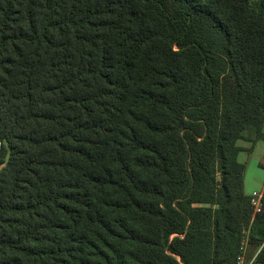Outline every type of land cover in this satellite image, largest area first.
Listing matches in <instances>:
<instances>
[{"label":"trees","instance_id":"16d2710c","mask_svg":"<svg viewBox=\"0 0 264 264\" xmlns=\"http://www.w3.org/2000/svg\"><path fill=\"white\" fill-rule=\"evenodd\" d=\"M263 125L264 0H0V264H236Z\"/></svg>","mask_w":264,"mask_h":264},{"label":"crops","instance_id":"0c3cea01","mask_svg":"<svg viewBox=\"0 0 264 264\" xmlns=\"http://www.w3.org/2000/svg\"><path fill=\"white\" fill-rule=\"evenodd\" d=\"M261 133V139H256L252 134L245 133L244 138L237 142V147L240 148L238 161L244 166L243 191L247 197L254 192H260L264 184L263 182L261 184L251 183L247 173L248 159L252 164L258 163L264 169V125ZM241 156H244L243 160H241Z\"/></svg>","mask_w":264,"mask_h":264},{"label":"built area","instance_id":"2783aa9c","mask_svg":"<svg viewBox=\"0 0 264 264\" xmlns=\"http://www.w3.org/2000/svg\"><path fill=\"white\" fill-rule=\"evenodd\" d=\"M262 190H264V184H263ZM262 190L260 192H254L249 196L250 204L253 209V215L260 213L262 210V203H261ZM247 246H248L247 239H244V241L241 244L240 253L237 257L236 264H257L258 263V260L261 256L262 247L251 258H249L247 256Z\"/></svg>","mask_w":264,"mask_h":264},{"label":"rangeland","instance_id":"374dc122","mask_svg":"<svg viewBox=\"0 0 264 264\" xmlns=\"http://www.w3.org/2000/svg\"><path fill=\"white\" fill-rule=\"evenodd\" d=\"M243 159H244V156H241V160ZM1 169L2 168L0 167V170ZM247 173H248L249 180L251 183H257V184H261L262 182L264 183V169L258 163L252 164L250 159H248ZM261 247L264 249V242L261 245L260 244L256 245V244H251L248 241L247 256L251 258ZM257 264H264V259L263 261L258 260Z\"/></svg>","mask_w":264,"mask_h":264}]
</instances>
